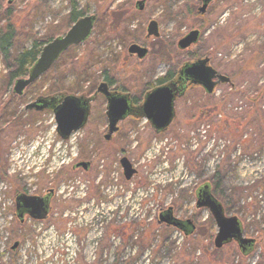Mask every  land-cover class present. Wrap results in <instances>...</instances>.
I'll return each instance as SVG.
<instances>
[{"label": "rangeland", "instance_id": "1", "mask_svg": "<svg viewBox=\"0 0 264 264\" xmlns=\"http://www.w3.org/2000/svg\"><path fill=\"white\" fill-rule=\"evenodd\" d=\"M33 1L0 0L1 12L9 9L16 26L42 36L54 16L57 23L70 11V0H40L34 11L29 10ZM74 1L83 16L98 18L124 6L121 24H128L132 37L118 38L110 18L104 32H93L45 82L39 79L24 91L19 111L39 98L60 95L92 101L87 124L69 141L58 137L49 110L29 114L31 124L20 131L5 127L0 134V175L6 176L0 180V264H264V142L257 145L253 135L257 106L264 104V92L255 97L264 83V58L254 62L256 69L241 70L229 84L218 85L210 99L200 88L188 89L175 102L174 121L160 135L145 119L128 118L105 140V99L88 96L91 87L96 91L109 77L112 88L139 101L157 78L197 58L208 57L214 67L216 59L222 62L219 73L233 74L252 50L264 51V0H217L187 21L179 15L187 7L197 13L196 0H147L142 11L135 9L137 0ZM151 20L159 25L157 40H145ZM192 29L201 33L198 43L174 56L165 43L176 47ZM224 29L238 30L239 38L225 43ZM132 44L145 46L148 55L141 60L129 55ZM5 72L0 55V75ZM12 89L13 82L4 87L0 81V100H10ZM122 157L137 171L129 181L119 165ZM79 161L91 162L86 172L74 170ZM207 182L225 216L238 217L243 236L255 240L247 256L235 243L214 248V221L207 209L195 208L194 192ZM35 184L54 190L52 210L43 221L18 225L7 189L15 193ZM168 208L175 219L194 226L190 235L158 223ZM15 241L20 246L13 252Z\"/></svg>", "mask_w": 264, "mask_h": 264}, {"label": "water", "instance_id": "2", "mask_svg": "<svg viewBox=\"0 0 264 264\" xmlns=\"http://www.w3.org/2000/svg\"><path fill=\"white\" fill-rule=\"evenodd\" d=\"M13 0H8L10 4ZM202 4L198 8L199 14H204L207 6L215 0H199ZM145 0L137 1L135 8L142 11ZM95 16H84L78 18L61 36L53 38L45 44L32 66L28 70L25 78L15 81L13 94L21 96L23 91L42 75H44L59 57L70 47L82 44L92 32ZM146 36L156 38L159 36L158 25L155 21H150L146 27ZM200 37L198 30H192L177 41L176 47L179 51H185L195 45ZM129 55H135L138 59H144L147 49L137 44H132L127 50ZM229 79L218 74L211 66L209 59H198L194 62L185 63L178 71L176 80L155 87L144 96L140 107V114L145 118L151 128L157 133H163L171 124L175 117L174 103L181 97L188 86L199 87L206 94H211L219 84H226ZM96 94L103 96L106 101L105 116L107 119V133L105 140H109L113 133L117 131L118 122L127 118L132 112V104L128 94H114L106 83H100L96 89ZM91 100L67 95L63 96L61 102L53 109L56 132L62 140L68 139L72 132L80 130L87 122L89 116L88 103ZM44 101L38 100L26 109L42 110ZM123 177L129 181L136 170L126 158L120 159ZM88 162H81L75 168H82L86 171ZM195 208L207 209L214 221L217 229L214 237V248L220 249L232 242L236 243L242 256H247L252 252L255 241L251 238L243 237L241 221L235 217H226L219 201L211 194L209 183L200 185L195 191ZM16 216L21 220L24 214L33 220H44L48 211V200L46 198L18 196L16 199ZM159 224L174 227L181 230L186 236L190 235L194 226L189 221H179L172 216L171 208L161 212L158 219ZM13 249V247H12Z\"/></svg>", "mask_w": 264, "mask_h": 264}, {"label": "trees", "instance_id": "3", "mask_svg": "<svg viewBox=\"0 0 264 264\" xmlns=\"http://www.w3.org/2000/svg\"><path fill=\"white\" fill-rule=\"evenodd\" d=\"M163 1H166V0H163ZM39 2L40 0L33 1L29 5V10L34 11V9L38 8L37 6ZM122 7H120V9H118V11L113 14V16H108L107 14L100 16L99 18L96 16L92 33L93 32L95 33L97 30L104 32V26L109 24L110 18H112L115 30H117L118 32L116 33L118 38L124 41L129 40L132 37V35H130L129 33L128 24L126 25L121 24V21L124 15H127L125 7H124V11H121ZM69 8H70V11L62 17L60 22L56 23V20H54L56 16H54L53 20L49 23V25L46 28L45 33L42 36H36L35 34H33L32 28L23 29L20 26H16V24L11 21V19L13 18V14L10 13V10L6 9L1 12V8H0V55L3 61L5 71H6L4 74L0 75V81L3 82L4 87L9 86L12 82L14 83V81H16L19 78L25 77L28 73L29 68L32 66V64L37 59L41 48L45 44H47L49 41H51L53 38L63 34V31L64 32L67 31L70 25H72L78 18L84 15V10H80L77 7V3L74 0L69 1ZM188 8L189 7H187L185 12L179 15V17H181L183 21H187L189 17H193V16L195 17L197 15L193 7H190L189 9ZM26 15L29 16L30 14L26 13ZM33 16L35 17L36 14H33ZM230 28H232V25ZM215 33L218 34V30H216ZM222 33L223 34L225 33V43L230 42L232 38H235L236 40L239 38L238 30L230 31V30L224 29ZM218 38H219V35H218ZM27 41L29 42V44L27 46H24L23 43ZM165 44L169 48L171 46L174 56L176 57L178 55L186 53L185 51L177 50L176 47L174 46V43L172 45L169 43H165ZM217 46H219V43H217ZM73 48L75 47H71L66 52H64L60 56L58 61L43 76L39 78L40 81L45 82L46 79H48L47 75L51 71L60 69V62L63 60V58L68 53H70V51L73 50ZM251 54L248 55L249 57L242 63L240 67H238V69L235 72H233V74L229 73V74H226V75L224 74V75L229 77V79L231 77L233 80L237 77L236 73L240 72L241 70L242 71H252L253 69H256V65H255L256 60L264 58V51L257 48V49L252 50ZM186 62H189V61H186ZM213 63L215 67L212 66L213 65L212 61L210 62V64H212L211 66L216 70L217 68H220L222 62L216 63V59H215ZM183 64L181 63H179V65L176 64L164 76L157 78L154 84L162 85L164 83H168L174 80L177 69L180 68ZM104 79L105 81L103 82H106L109 87H112L115 85L113 80L110 79L109 77H104ZM83 83L84 81L81 82L80 87L83 86ZM71 85L73 89L74 84H71ZM200 91L202 92L201 95L205 99L211 98L210 95H206L201 89ZM259 91L264 92V83L261 85V88L258 90V92H256L255 97L258 95ZM69 93H73V91ZM94 93H95V89L94 87H91L88 91V96L94 95ZM22 97L12 96L10 100H7V101L0 100V126L7 127L10 129V131H15V130L20 131L24 129L26 126H28L29 124H31L29 114H35L36 116L38 115V113H35V112L28 113L25 111L18 110V105H19V102L22 101ZM59 97L60 96H54L52 97V99L56 101ZM262 99H263V96H262ZM54 101L49 105L48 107L49 111H52V106L54 105ZM133 102L137 104L138 99L134 98ZM258 105L259 106H257V111L255 112L256 117L254 119L256 121V126L254 128L255 130L253 129L254 141L257 143V145L259 142H264V140L262 139L264 138V108H262L264 104L261 103V105L260 104ZM24 115L26 116L24 117ZM260 121L263 122V124H261ZM3 168L4 167H1L0 165V170ZM4 174L5 173L0 175V180H3L6 178Z\"/></svg>", "mask_w": 264, "mask_h": 264}, {"label": "flooded vegetation", "instance_id": "4", "mask_svg": "<svg viewBox=\"0 0 264 264\" xmlns=\"http://www.w3.org/2000/svg\"><path fill=\"white\" fill-rule=\"evenodd\" d=\"M137 1H139V0H137ZM196 4L197 5H201V2L199 1V0H196ZM145 6H146V3H145ZM145 6H144V9H145ZM143 9V10H144ZM152 21V20H151ZM150 22V21H149ZM148 22V23H149ZM156 22V21H155ZM157 23V22H156ZM157 25H158V23H157ZM159 26V25H158ZM147 27V26H146ZM158 32H159V27H158ZM160 33H159V36L158 37H156V38H152V37H147L146 36V30H145V40H148V39H150V38H152V39H159L160 38ZM138 45V44H137ZM139 46H141V47H143V48H146L145 46H143V45H139ZM147 49V48H146ZM147 55H148V49H147ZM31 86V85H30ZM30 86H28V87H30ZM155 86H157V85H155ZM27 87V88H28ZM26 88V89H27ZM25 89V90H26ZM24 90V91H25ZM109 90L111 91V92H113L114 94H128L129 95V98H130V100H131V104H132V108H133V112L127 117V118H125L124 120H126V119H128V118H134V119H136L137 117L138 118H141V116H139V115H141L140 114V107H141V105H142V99L141 100H139L138 102H137V104L136 103H134L133 102V99L135 98V97H131L130 96V94L129 93H123V92H118L116 89H114V88H112V87H109ZM24 91H23V93H24ZM22 93V96L24 95ZM98 94H96V92L94 93V96H97ZM22 96H20V97H22ZM65 96V95H64ZM74 96H77V95H74ZM62 97L63 96H61L60 95V97L56 100V101H54L53 99H52V97H51V99L50 98H46V99H43V98H39V99H37V100H35V102H37L38 100H42V101H44V107L42 108V110L44 111V110H47L48 109V107H49V105L54 101V105L52 106V109L57 105V104H59L60 102H61V99H62ZM77 97H80V96H77ZM80 98H83V99H85V100H91L92 101V98H84V97H80ZM91 101L88 103V106H89V112H90V103H91ZM57 102V103H56ZM32 103H30L29 105H31ZM34 104V103H33ZM28 105V106H29ZM21 111H23V110H21ZM25 111V110H24ZM35 112V113H37L35 110H33L32 108L31 109H28V110H26L25 112H28V113H30V112ZM41 110H39V112H40ZM26 115H24V117H25ZM89 118V117H88ZM124 120H122V121H124ZM88 121V120H87ZM122 121H120V122H122ZM87 124V123H86ZM4 129H5V127L4 126H0V134L1 133H3V131H4ZM118 130H119V128H118V126H117V131L115 132V133H117L118 132ZM114 133V134H115ZM158 135H160V134H158ZM112 137V136H111ZM111 137H110V139H111ZM109 139V140H110ZM81 162H86V161H79V162H77L75 165H77V164H79V163H81ZM88 163H89V166L91 165V162H89L88 161ZM75 165H74V170H78V169H81V170H83L82 168H75ZM88 169H89V167H88ZM87 169V170H88ZM86 170V171H87ZM84 171V170H83ZM85 171V172H86ZM21 181V180H20ZM11 185V184H10ZM3 190V188H0V192ZM4 190H6V187H4ZM8 191H9V193H10V197L12 198L13 197V201H12V205H13V211H14V215H15V217H16V220L18 221V225L19 224H24L26 221H34V220H32L29 216H27L26 214H24L23 216H22V218H21V220L18 218V216H16V213H15V211H16V207H17V202H16V199H17V197L18 196H21V195H23V196H26V197H36V198H42V197H44V198H46V200H48V211H47V215H46V218L48 217V215H49V213H50V211L52 210L51 209V202H52V199H53V197H54V194H55V192H54V190L51 188V189H47V188H44V189H40L39 188V186L37 185V184H35V185H33V187L30 189V188H28L27 186H21V188H20V190H17L15 193H14V189L12 188V187H8V189H7ZM45 190V191H44ZM0 197H4V195L2 194H0ZM34 222H36V221H34ZM17 225V226H18ZM19 246H20V242L19 241H15L14 243H13V245L10 247V250L11 251H13V252H16L17 251V248L19 249ZM13 247V249H11Z\"/></svg>", "mask_w": 264, "mask_h": 264}]
</instances>
